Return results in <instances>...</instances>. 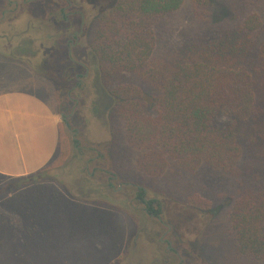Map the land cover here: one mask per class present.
Masks as SVG:
<instances>
[{
	"label": "rangeland",
	"instance_id": "374dc122",
	"mask_svg": "<svg viewBox=\"0 0 264 264\" xmlns=\"http://www.w3.org/2000/svg\"><path fill=\"white\" fill-rule=\"evenodd\" d=\"M14 1H19L20 10L7 16L26 22L25 26L31 24L32 47L40 51L30 64L23 60L30 81L26 89L45 99L63 118L54 161L58 165L48 179L39 186L16 189L12 180L0 175V238H4L0 264H264L240 253L231 230V204L243 188L237 180L211 171L156 179L138 171L136 152L126 144L121 128L116 126L115 131L113 111L107 108L112 103L90 49L100 7L110 0ZM235 4L236 0L186 3L167 18L168 34L161 35L156 57H175L185 38L195 36L200 26L214 33L229 32L236 24ZM23 27L6 26L0 32L13 37ZM76 31L83 32L78 43ZM71 41L78 44L72 51L73 60L68 54ZM44 55L48 58L40 63ZM75 65L78 68L68 76L71 81L65 89L63 73ZM87 71L85 90H72L74 103L69 102L66 93L77 83L75 73ZM8 88L0 84V91ZM77 98L80 102L75 104ZM217 121L226 126L230 120L222 115ZM139 188L146 190V203L137 196ZM54 190L60 197L49 196L54 204L45 210L71 231L58 227L46 232L45 216L32 220L39 216L38 208L30 214V206H15L24 194L29 198L25 205H30L37 196ZM189 193L209 200L212 209L202 212L190 207ZM150 201H155L156 209L160 207V217L148 214ZM77 205L91 212L93 228L88 232L73 228L75 219L67 211L71 208L76 213Z\"/></svg>",
	"mask_w": 264,
	"mask_h": 264
},
{
	"label": "trees",
	"instance_id": "16d2710c",
	"mask_svg": "<svg viewBox=\"0 0 264 264\" xmlns=\"http://www.w3.org/2000/svg\"><path fill=\"white\" fill-rule=\"evenodd\" d=\"M203 2L106 1L90 49L111 99L115 131L121 128L136 152L138 171L154 179L211 171L237 180L243 188L231 204V230L241 254L264 262V0H236V24L229 32L200 26L175 57L157 58L161 35L168 34L167 18L186 3ZM222 115L230 120L226 126L218 124ZM55 165L11 182L16 189L39 186ZM25 195L15 206H30V214L38 208L32 220L45 216L44 231L67 228L45 210L54 204L49 196L58 198L59 191L37 196L39 202L30 205ZM137 196L146 203L145 189ZM153 202L148 214L160 217ZM187 203L202 212L212 209L198 194H187ZM75 212L67 211L75 219L73 228L91 230V212L78 205Z\"/></svg>",
	"mask_w": 264,
	"mask_h": 264
},
{
	"label": "crops",
	"instance_id": "0c3cea01",
	"mask_svg": "<svg viewBox=\"0 0 264 264\" xmlns=\"http://www.w3.org/2000/svg\"><path fill=\"white\" fill-rule=\"evenodd\" d=\"M24 64L0 48V84L10 86L0 91V175L9 180L50 166L60 145L61 117L26 89Z\"/></svg>",
	"mask_w": 264,
	"mask_h": 264
},
{
	"label": "flooded vegetation",
	"instance_id": "af4514ba",
	"mask_svg": "<svg viewBox=\"0 0 264 264\" xmlns=\"http://www.w3.org/2000/svg\"><path fill=\"white\" fill-rule=\"evenodd\" d=\"M19 1H14V0H3L2 3L0 2V29L4 28V27H8V29H19L20 27L24 26L23 30L20 31L15 34L13 37H8L6 34H3L2 32H0V44L3 46L0 45V48L1 49H8L11 51L12 55L15 56L16 60H19L20 62H22L23 60L26 61L27 63L30 64V60H31V57L32 56H39V50H36L32 47V44L34 45V40L31 39L30 37V23L27 22L26 26H25V23L26 22H22V21H17L16 22L14 21L15 19L7 15V13H12V15H16V11L20 10L19 7H21L19 4H18ZM22 4H26L27 3V0H22L21 1ZM8 8L12 7L13 6V9H8L6 7V5ZM5 5V6H4ZM24 7V5H23ZM64 18H67L66 15L64 16ZM66 21H69V20H66ZM10 23V25H9ZM11 27V28H10ZM82 31L81 33H79L78 31H76L74 33V37H75V41H79V38L81 37L80 35H82ZM75 41H71V43L69 42V58L72 59V51L73 49H76L77 48V43ZM91 54V53H90ZM43 56V55H42ZM47 56V55H46ZM46 56L44 55L43 59L41 60L40 63L42 62H45L47 60ZM73 60V59H72ZM23 61V62H24ZM25 62V63H26ZM44 64V63H43ZM41 66H43L42 64H40ZM78 68V65H75V69L74 67H67L66 71H64L63 73V77H66V82L65 85H64V88L67 89L68 88V84L69 82L71 81L70 77L68 78L69 75H72V73L74 71H76ZM75 78H76V85L72 88L71 87V90L69 89L66 93V95L68 96V100L69 102L71 103H74L73 102V97H72V90H75V89H80L81 91H84L85 90V83L84 81L86 79L89 78V74H88V71L84 74V73H79V72H76L75 73ZM70 88V87H69ZM110 99V97H109ZM111 100V99H110ZM80 101L79 99H75V104H78ZM111 108V106H108L107 108ZM109 108V110H110ZM61 118H63V116H61ZM110 181V177L108 179ZM110 186H112L111 182L109 183ZM153 216V215H152ZM178 255V253H176Z\"/></svg>",
	"mask_w": 264,
	"mask_h": 264
}]
</instances>
